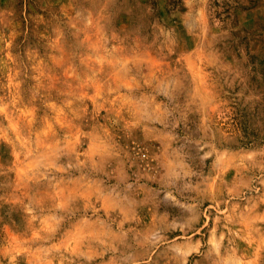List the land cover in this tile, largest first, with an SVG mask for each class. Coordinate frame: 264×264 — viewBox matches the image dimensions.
Here are the masks:
<instances>
[{"label":"rangeland","instance_id":"374dc122","mask_svg":"<svg viewBox=\"0 0 264 264\" xmlns=\"http://www.w3.org/2000/svg\"><path fill=\"white\" fill-rule=\"evenodd\" d=\"M0 264H264V0H0Z\"/></svg>","mask_w":264,"mask_h":264}]
</instances>
